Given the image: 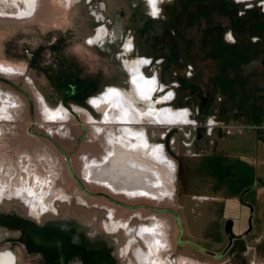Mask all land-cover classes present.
Wrapping results in <instances>:
<instances>
[{"label":"rangeland","instance_id":"rangeland-1","mask_svg":"<svg viewBox=\"0 0 264 264\" xmlns=\"http://www.w3.org/2000/svg\"><path fill=\"white\" fill-rule=\"evenodd\" d=\"M232 1L225 0V9L232 8ZM184 3L185 0L165 1L160 5L161 16L154 18L148 0H39L36 11L21 18L19 11L25 9L24 0H0L1 13L15 14L17 11L16 17L0 16V63L15 68L13 73L0 72V105L3 100L11 105L9 118L0 117V178L7 187H15L22 180L33 183L36 176L42 180L48 193L41 202L54 206L43 214V219H73L104 235L105 226L115 228L121 222L115 217L113 221L107 217L104 219L106 213L107 216L115 215L112 209L116 208V217H120L124 210L108 202L102 194L132 203L142 200L154 202L145 196L127 199L126 194L93 184L83 175L87 162L102 160L108 146V133L119 131L115 123L109 127V123L102 122L106 109L94 107L91 100L108 87H128L122 60H137L138 68L143 63L141 70L145 76L154 82L153 78L157 79L161 101L151 110L173 108L172 111L186 117L190 115L192 124L195 120L198 125H204L206 119L214 121L208 151L221 150L219 142L228 134V140L243 143L246 152H253L256 145L264 154V139L248 134L264 133V66L259 62L264 52L256 50L253 54L246 48L239 58L235 57L236 53L224 52L225 60L222 62L219 50L211 47L212 41L202 47L199 36L193 34L192 61L187 63L184 59L189 54V43L184 17H175L178 11L183 13ZM116 14L120 15L124 42H131L130 49L123 55L122 42L111 44L105 40H91L96 29L103 24L108 28ZM225 17L226 28L232 27V14ZM225 34L228 40L237 37L234 30H226ZM243 37L247 45L250 36L247 33ZM187 64L194 68L191 77L187 76L190 71ZM36 92L43 96L50 108L65 107L67 120L45 122ZM203 101L207 103L205 109ZM147 120L141 127L145 128L148 139L162 145L175 163L173 170H178L175 181L178 202L176 200L175 208L180 214L187 215L192 241L221 252L229 238L222 236V194L212 190V184H216L212 179L228 175V172L232 175L234 167L238 173L234 178L230 176L229 188L224 191L229 195L246 183L255 165L245 159L241 161L239 171L238 159L230 157L227 167H222L217 158L213 165L204 167L199 157L188 152L194 149L187 147L192 139L189 140L185 130L194 136L191 127L194 125L180 130L179 125L167 126L174 123H159L166 125L157 126L149 124L154 122L153 119ZM96 127L102 131L98 132ZM141 127L137 126L138 129ZM200 128L206 132V127ZM150 163L162 173V185L164 182L169 188V180L164 179V174L170 177L169 170L153 161ZM208 172L212 178L207 177ZM116 187L119 188L120 184ZM7 189L8 193H0V196L7 195L0 199V213L17 212L28 216L29 207L23 198L29 200L30 197L24 193L8 199L14 194L9 193L10 188ZM248 198L249 195L245 194L242 200ZM171 203L165 198L158 206L165 207ZM180 204L185 207L180 208ZM160 221L167 230V220L160 218ZM5 233H8L6 229L0 227V249L9 247L5 244ZM117 237L121 239L122 235ZM233 251L231 248L228 253ZM19 255V264H27ZM193 257L191 264H200L195 260L201 257L195 254ZM206 262L222 264L221 259L212 256H208Z\"/></svg>","mask_w":264,"mask_h":264},{"label":"flooded vegetation","instance_id":"flooded-vegetation-1","mask_svg":"<svg viewBox=\"0 0 264 264\" xmlns=\"http://www.w3.org/2000/svg\"><path fill=\"white\" fill-rule=\"evenodd\" d=\"M165 1H172V0H158L155 9L157 10V14L156 15L152 14L154 18H159L161 16L162 9L160 5ZM232 3H233L232 8L230 7L227 10L225 9V0H185L184 3L185 7L183 8V13L178 11V13L175 14V17L176 18L179 17L182 18V16L184 17L183 24L186 30V34L188 33L187 41L189 43L187 50L189 54L186 55L184 59L186 60L187 63H191L192 61V57H190V53H192V50L190 49H192L193 46L194 35L199 36L202 47L208 46L209 41H212L211 47L213 50H217V51L219 50L221 54L220 59L222 60V62H224L225 60V58L223 57L224 52H228V53L233 52L234 54L236 53L235 54L236 58H239L241 56V52H243V49L246 48L251 50L253 54H255V52L260 50L264 52V0H233ZM37 6L30 15H26L23 17L31 16L36 11ZM2 14L5 16L13 15L16 17L17 11L15 12V14L13 13L7 14L3 12ZM230 14H232V25H231L232 27L226 28L225 16L226 15L229 16ZM98 17L100 19V16ZM226 30L236 31L237 37H233V40H228L225 36ZM105 32H107V34ZM247 33L250 36V42L247 43L246 45L245 44L246 40L244 39L243 36L245 35L246 37ZM91 40L92 41L94 40L93 42H97V41L101 42L105 40L111 44L122 42L121 51L125 50L122 53V55L125 52H127L131 47V42L127 40V42L125 43L122 37V24L120 21L119 14L115 15L113 22L110 23L108 28L104 24L100 25L96 29L95 36L92 37ZM204 53H205L204 56L206 57L207 53L206 52ZM135 62L137 63V60L132 62H127L125 60L121 61L122 68L124 69L128 77L127 88H122L119 86H115L113 88L111 87V89L110 87L108 88L109 90L113 89L114 91L115 89V91H120L122 95V99H124L125 97L127 98V96L130 95V97L134 99L135 104H137L139 107L147 106L148 108L153 109L151 107H156L160 105L159 103L161 101V96L159 95L160 93L159 88H157V79L155 77L153 78V80H155L156 82L155 88L152 90V93L148 97V99H146V101L144 100L145 103L140 101L139 94L135 91V87L132 84L133 83L132 76L134 75V69L136 68L135 71L139 74H142V76L145 79L147 80L150 79L149 77L145 76V74L141 70V66L143 65V63L141 64L140 68H138L139 65H136ZM259 62L261 66H264V54L259 59ZM187 67L188 70H190L187 72V76L191 77L193 75L194 68L191 64H187ZM157 77H159L158 74ZM38 93L39 92H36L35 96L40 106L45 105L49 110H56L58 108H63L64 110L66 109L63 106H59L55 109L50 108L45 102L43 96L40 93L39 94ZM206 104L207 103L203 101L202 103L203 109H205ZM171 109L173 110V108H170V110ZM40 114L42 115V113ZM67 114H68V110H67ZM66 120L67 119L65 120L58 119L57 121H46V120L44 121L47 123L49 122L58 123L60 121H66ZM94 122H96V120ZM191 122L192 119L190 118V115L187 114L186 119L182 123L167 124V126L171 127V126L179 125V127L181 128V129L179 128L180 130H185L187 129L186 126L190 124L194 125L196 127L195 129L194 126H191L193 128L192 132L195 133L194 136L192 133L188 135V131L185 130V134L188 136L189 140L192 139L187 147H189L190 149L191 148L194 149V150H189L188 152L192 156H201V154H203L204 152L208 151L209 148H211L212 142L210 141V138L212 136L211 127L213 126L211 124L214 121L211 119H206V123L204 125H198L196 120L194 124H192ZM153 123L151 122L149 124L157 125V126L166 125V124H159V123L153 124ZM109 124H110L109 127H111L112 123ZM93 126L95 128V125ZM197 126L199 127L198 129ZM200 127H206L205 129L206 132L203 133L202 128ZM208 130L210 131L208 132ZM191 136H193V138ZM154 171H156V173L157 172L160 173V170H154ZM169 173H170V177L168 178L166 174H164L165 175L164 179L166 177V179L169 180V188L168 186L164 185V182L162 185V188L167 190L165 196L161 199L157 197H147L146 199L150 198L148 200L154 201L152 203L150 201L144 202L143 200L141 202L132 203V202H127L123 200H118L116 198H112L108 194H102V196H104L108 200V202L112 204H116L124 210V215L120 217H116V213L118 212L116 208L112 209L113 210L112 213L115 211V215L113 213L107 216L106 213L104 219L107 217L109 221L110 220L113 221V218L115 217L116 220H119L121 222H119L115 226V228L111 227L109 229L107 226H105L106 230L105 229L104 230L106 234L104 235L96 230H91L89 226L80 225L79 222L73 219L71 220L43 219L42 218L43 214L48 212L49 209L51 208L54 209V206H51L52 204L50 205L51 207H49V205H46V207L42 209L40 208L41 206L38 203L36 204V202L38 201H36L35 199L29 198L28 200L27 198H23V201L27 204V207H29L28 216H24L17 212L10 213L16 216L17 219H19L18 222L23 223L24 220L27 223H31L38 227H44L48 224H59V223L75 224L84 228L85 231L84 235L86 237V241L90 246L85 247L83 252H74L71 255L68 254L67 257L62 252L59 253L56 251L45 254L39 251L33 252L30 251L28 247L30 243V236L28 235L26 230L22 228V225L20 227L16 223L10 227H7L0 224V227L6 229V231L8 232L5 233L6 236L4 240L6 242L5 244L9 245V247H3L0 249V256L4 253L12 255L14 257L13 260L14 264L16 263L19 264L18 261L19 254H20L19 256L23 257V259L27 262V264H155L154 260H156V258L158 260H162L163 264H191L192 259H194L193 257L194 254L201 257L200 260L196 259L197 262H199L200 264H204V263L209 264L208 262H206V258L208 256H212L217 259L223 258L226 255L228 248L224 247L221 250V252H216L207 247L198 245V243H194L192 241L193 233L189 229L190 223L187 219L188 218L187 215L180 214L178 210L175 208L176 200L178 202L177 187L175 186V181L177 179L176 175L178 173V170L177 169L169 170ZM83 175L86 178L84 170H83ZM149 175L151 174L145 175L149 180L148 184H146L147 186H144L143 183L138 184L132 181V182H127L126 184L127 188L133 189L137 187L136 189H139L141 186L151 193L158 192L160 187L150 185V183L152 184L153 181L156 180V178L152 175L149 177ZM86 180L92 182L93 184H96V182L90 181L87 178ZM115 186H118V184L115 183ZM17 196L18 195H11L8 197V199H12L13 197H17ZM5 197H7V195L4 196L2 195L0 196V199ZM142 198L144 197L142 196ZM165 198H167V200L172 203L167 204L165 207L158 206V203L165 200ZM127 199H129V197ZM179 207L180 208L185 207V205L180 204ZM159 218H164L165 220H167V230H165V226L161 225V221ZM152 229L153 232L151 231ZM150 232H152L153 234ZM118 234L122 235L121 239L117 237ZM226 234L230 239L232 234L230 232H226ZM162 238L166 240V247L164 249H159L158 255L154 256L153 253L150 251L151 246L155 245V242L160 241ZM193 249L195 250V252ZM16 252H18L19 254H17Z\"/></svg>","mask_w":264,"mask_h":264},{"label":"bare ground","instance_id":"bare-ground-1","mask_svg":"<svg viewBox=\"0 0 264 264\" xmlns=\"http://www.w3.org/2000/svg\"><path fill=\"white\" fill-rule=\"evenodd\" d=\"M148 1L150 2V0ZM24 2L25 9L19 11L20 17L30 15L37 6L38 0H24ZM157 2L158 0H154V4L150 2L153 11L156 9ZM0 15H2L1 12ZM105 33L107 34V32ZM136 65H139L138 61ZM135 69L134 75L132 76V84L135 87V91L139 94L140 101L143 102L151 95L152 90L155 88V82L145 79L142 74L137 73ZM14 71L15 68L12 66H7L0 63V72L13 73ZM5 101L3 100V104L0 105V117L8 119L10 116L11 105L10 103H6L8 101ZM91 104L99 109L105 107L106 110L104 111L105 115L102 122L105 124L115 123L119 131L118 133L112 131L108 133L106 141L109 147L107 146L102 160H91L90 162L86 163L84 169L86 178L90 181L96 182L98 185L112 190L115 193L126 194L129 198L142 196L157 197L159 199L163 198L167 190L160 187L162 185V173H156L154 170L159 169L153 167V164L150 162L153 161L159 165H162L167 170H173L175 163L164 152L162 145L151 143L147 137L145 128L141 126H144L146 119H153L154 123H182L186 119V116L178 111H172L167 108H163L161 110H151L146 108L147 106L139 107L137 104H135L134 99L130 97V95H128L127 98L125 97L122 99L120 91H115V89L114 91L113 89L109 90V88L99 96L93 97ZM40 107L42 118L46 121H57L58 119L65 120L68 115L67 110H64L63 108L49 110L45 105H41ZM137 126H140L141 128L138 129ZM96 129L98 132L102 131V129L99 127H96ZM117 147L119 150L118 153ZM137 156H139L140 159L137 158ZM145 171L146 173H151L152 176L156 178V180H154L152 184L150 183V185L160 187L158 192L151 193L145 188L141 187L139 189H136L137 187L133 189L127 188V182L132 181L138 184L143 183L144 186H147L146 184H148L149 180L145 176ZM34 180L35 181L33 183L22 180L21 184H16L14 185L15 187H7L8 185H6L0 178V193H8L6 192L8 191L7 188H10L9 193L14 195H22L25 193L28 197L34 198L36 201H38L41 208L44 209L46 205H44L41 201L43 200L42 198L44 195H47L48 190L44 189V182L37 176L34 178ZM115 183L120 184V187L117 188ZM73 225L82 233L85 232L83 227L75 224ZM151 231L153 232V229ZM165 247L166 240L162 238L160 241L155 242V245L151 246L150 251L154 256H156L158 255L159 249H164ZM13 260L14 257L7 253H4L0 256V264H14ZM154 262L155 264H163V261L158 260L157 258L154 260Z\"/></svg>","mask_w":264,"mask_h":264},{"label":"crops","instance_id":"crops-1","mask_svg":"<svg viewBox=\"0 0 264 264\" xmlns=\"http://www.w3.org/2000/svg\"><path fill=\"white\" fill-rule=\"evenodd\" d=\"M238 133H242V131H238ZM248 134H256L258 138L264 139V133L250 132ZM227 135L225 134L219 142L221 150L216 152L206 151L201 156H196L200 158L201 163L205 164L204 167L208 164L213 165L215 158L219 159V164L222 167H227L230 165L228 161L230 157L238 159L236 164L239 171H241L240 165L243 163L241 161L245 159L255 165V170L251 171L246 183L239 187L237 192L229 195H225L224 191L229 188L231 177L234 178L238 173L234 167L231 169L232 175L228 172V175L217 177L216 180L212 179L213 183H216L215 185L212 184V190L220 191L222 194L220 205L221 221L223 223L222 236L224 234L228 238L224 227L227 220H232V233L234 235L231 245L228 242L226 246L228 248L226 255L221 258L222 264L245 261L249 264H264V154L259 152V147H256V145L253 152H246L243 143L228 140ZM262 145H264V142ZM208 176L212 178L209 172ZM245 194L249 195V198L243 201L242 197ZM231 248H234V251L228 253Z\"/></svg>","mask_w":264,"mask_h":264},{"label":"water","instance_id":"water-1","mask_svg":"<svg viewBox=\"0 0 264 264\" xmlns=\"http://www.w3.org/2000/svg\"><path fill=\"white\" fill-rule=\"evenodd\" d=\"M16 216L12 214L0 213V224L10 227L18 224L26 230L30 236V243L28 245L30 251L51 253L59 252L64 255L72 254L74 252H83L85 247L90 246L86 241L84 233L78 230L73 224L59 223L48 224L44 227H38L23 220V223L18 222ZM225 230L230 232L232 236L229 239V245L233 241L232 220H227Z\"/></svg>","mask_w":264,"mask_h":264},{"label":"snow or ice","instance_id":"snow-or-ice-1","mask_svg":"<svg viewBox=\"0 0 264 264\" xmlns=\"http://www.w3.org/2000/svg\"><path fill=\"white\" fill-rule=\"evenodd\" d=\"M150 2L154 4V0H150ZM156 14H157V11L154 10L153 15H156Z\"/></svg>","mask_w":264,"mask_h":264}]
</instances>
